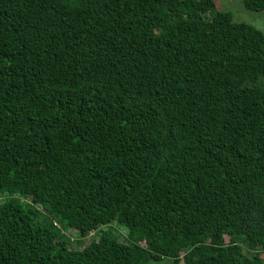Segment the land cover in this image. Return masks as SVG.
<instances>
[{
    "label": "trees",
    "instance_id": "16d2710c",
    "mask_svg": "<svg viewBox=\"0 0 264 264\" xmlns=\"http://www.w3.org/2000/svg\"><path fill=\"white\" fill-rule=\"evenodd\" d=\"M156 262L264 264V33L214 0H0V264Z\"/></svg>",
    "mask_w": 264,
    "mask_h": 264
},
{
    "label": "rangeland",
    "instance_id": "374dc122",
    "mask_svg": "<svg viewBox=\"0 0 264 264\" xmlns=\"http://www.w3.org/2000/svg\"><path fill=\"white\" fill-rule=\"evenodd\" d=\"M214 2L218 10L231 12L235 21L249 23L264 33V11H254L246 8L243 0H214ZM119 230L123 235H125V232L123 230H121L120 228ZM72 233H74V231L68 232L72 242L75 243L78 237ZM83 240L88 241V237ZM81 245L82 244H77V247H73L72 249L78 248ZM73 252H76V250H73ZM151 264L160 263L156 262Z\"/></svg>",
    "mask_w": 264,
    "mask_h": 264
}]
</instances>
